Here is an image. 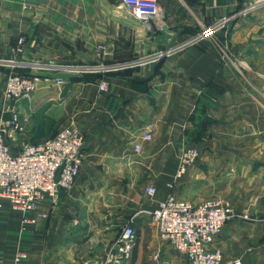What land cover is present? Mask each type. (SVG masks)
<instances>
[{
  "label": "crops",
  "instance_id": "crops-1",
  "mask_svg": "<svg viewBox=\"0 0 264 264\" xmlns=\"http://www.w3.org/2000/svg\"><path fill=\"white\" fill-rule=\"evenodd\" d=\"M158 2L160 13L142 20L119 0H0V127L8 108L25 118L24 131L6 138L10 150L64 126L84 136L74 183L32 214L45 217L24 225L7 202L0 208V264H13L17 252L21 264L101 258L127 223L136 241L123 264H189L151 222L169 194L194 204L220 198L247 214L229 219L209 248L225 264H264V6ZM225 17L222 28L193 40ZM141 58L151 59L90 69ZM19 71L63 82L40 80L30 99L6 103V77ZM186 146L200 157L176 176Z\"/></svg>",
  "mask_w": 264,
  "mask_h": 264
},
{
  "label": "built area",
  "instance_id": "built-area-1",
  "mask_svg": "<svg viewBox=\"0 0 264 264\" xmlns=\"http://www.w3.org/2000/svg\"><path fill=\"white\" fill-rule=\"evenodd\" d=\"M127 9L142 20H150L160 13L158 0H119ZM264 6V0H252L247 8ZM228 17L200 32L193 40L207 37L225 25ZM192 40V41H193ZM21 42V41H20ZM167 52L156 54L158 59ZM152 58V59H153ZM151 58L116 64L114 66H95L91 71H110L142 64ZM63 82L61 77L40 74H19L11 72L7 75L3 89L6 103L15 104L22 99H30L38 81ZM106 84H99L100 90ZM9 116L2 119L0 127V208L7 202L9 206L21 212L24 225L34 224L38 216L34 214L37 205L46 198L57 199L60 191L69 189L78 175L83 159L84 136L74 127L64 126L53 136L35 141H25L18 151L12 152L7 137L24 131L25 118L14 107L8 108ZM152 124L144 133V139L151 138ZM141 146L136 144L135 151ZM200 157L194 146H186L178 157L176 176H180L186 168ZM149 194L155 188L147 189ZM247 219L245 213L236 211L227 201L220 198L208 199L199 203L178 199L174 195L156 201L150 212V218L158 237L169 243L182 253L189 264H225L219 249L209 248L216 236L220 234L226 222L232 218ZM136 234L130 223L124 225L119 236L112 242L111 248L97 259H89L81 264H123L131 258ZM23 252H17L13 264H21ZM234 260L233 264H239Z\"/></svg>",
  "mask_w": 264,
  "mask_h": 264
},
{
  "label": "trees",
  "instance_id": "trees-1",
  "mask_svg": "<svg viewBox=\"0 0 264 264\" xmlns=\"http://www.w3.org/2000/svg\"><path fill=\"white\" fill-rule=\"evenodd\" d=\"M17 73H19V74H25V75H29L28 73H24L23 71H19V72H17ZM85 78V77H84ZM88 78V77H87Z\"/></svg>",
  "mask_w": 264,
  "mask_h": 264
},
{
  "label": "rangeland",
  "instance_id": "rangeland-1",
  "mask_svg": "<svg viewBox=\"0 0 264 264\" xmlns=\"http://www.w3.org/2000/svg\"><path fill=\"white\" fill-rule=\"evenodd\" d=\"M120 2V1H119ZM122 4V3H121ZM18 145V144H17Z\"/></svg>",
  "mask_w": 264,
  "mask_h": 264
}]
</instances>
